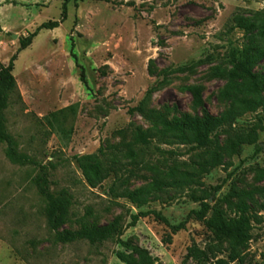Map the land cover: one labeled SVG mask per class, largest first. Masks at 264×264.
Listing matches in <instances>:
<instances>
[{
	"label": "rangeland",
	"instance_id": "1",
	"mask_svg": "<svg viewBox=\"0 0 264 264\" xmlns=\"http://www.w3.org/2000/svg\"><path fill=\"white\" fill-rule=\"evenodd\" d=\"M63 0H0V64L13 56L18 94L4 111L6 131L36 165H19L0 143V264H128L118 253L133 255L116 241L102 245L55 242L44 216V200L34 184L40 167L49 172L50 189H67L73 197L65 228L99 226L139 210L124 193L155 179L169 183L151 196L143 211H157L171 225L185 221L201 202L235 216L245 201L253 215L251 240L235 247L218 240L203 221L188 220L185 230L154 215L141 218L122 239L148 250L155 264H264V199L236 196L264 188V107L247 113L219 136L229 145L236 134L258 128V142L233 156L221 151L223 165L201 170L210 161L205 149L154 138L136 143L140 131L162 128L174 118L219 116L231 108L222 96L233 55L240 58L251 34L264 25V0H81L67 5V18L54 30H42L31 45L21 40L48 21H60ZM259 12H262L258 14ZM236 17L256 28L247 33ZM84 69L87 84L80 79ZM150 65L155 70L150 72ZM264 73V58L253 65ZM190 87L200 89L197 103ZM68 110L51 127L52 113ZM132 153L134 156H131ZM93 156L108 173L91 187L79 158ZM185 172L189 184L174 185ZM211 213L208 215L210 216ZM197 245L206 260L187 259ZM233 257L235 258L234 260Z\"/></svg>",
	"mask_w": 264,
	"mask_h": 264
},
{
	"label": "trees",
	"instance_id": "2",
	"mask_svg": "<svg viewBox=\"0 0 264 264\" xmlns=\"http://www.w3.org/2000/svg\"><path fill=\"white\" fill-rule=\"evenodd\" d=\"M62 18L60 21H48L41 24L37 30L31 33L27 38L21 40V49L28 48L32 40L40 31L54 30L67 18V5L70 2H79L81 0H63ZM262 12H259L260 14ZM264 13V12H263ZM237 26L244 29L247 33H252L256 26L247 19L236 17ZM252 43L246 46L242 51L240 58L233 55L232 68L227 73V83L222 91V96L231 103V108L219 116L209 113L201 117L174 118L168 121H162V128L148 131H138L136 134V143L148 145L158 137L161 141L179 142L182 145L191 147V150L205 149L210 154V161L201 163V170L207 171V168H213L223 165V155L221 151H228L230 156L239 152L243 145H255L258 142V128L253 127L246 133L236 134L235 139L225 147L220 145L219 136L227 127H232L238 118L247 113L257 112L264 107V73L259 74L253 71V65L264 58V25L256 33L251 34ZM73 58L77 66L81 69L80 79L87 84L84 69L78 63V58L74 53L72 45ZM16 55L13 56L7 66L0 64V143L7 144V157L11 162L25 165H36L33 158L20 152L17 141L11 136L4 126V111L10 105L12 96L18 94V87L13 75L14 62ZM150 72L154 74L155 70L150 65ZM189 90L197 103L202 101L200 89L190 87ZM68 110H74V107L62 109L51 114L49 124L55 127L62 122ZM131 156H134L130 153ZM82 162V170L91 187H96L108 177V173L102 168L100 162H95L93 156H84L79 158ZM193 173L185 172L180 180L175 181L174 185L181 186L189 184L194 178ZM259 178L264 179V169L259 170ZM34 184L38 189L40 196L44 200V216L46 218L49 231L54 233L55 242L76 243L87 242L90 245H102L109 241H116L122 246L132 251V256H126L124 253H118L119 258L128 264H155L158 258L154 257L148 250L139 246L131 245L124 241L122 236L127 229L135 227L141 218L154 215L155 218L169 226L173 232H179L186 229L188 220L196 218L203 221L212 231L214 237L218 240H229L235 247H246L250 240V230L252 228L253 215L249 214L250 208L245 201L235 204V216H229L218 207L211 206L202 201L199 210H192L187 219L177 225H171L166 217L157 211H143L144 206L150 204L151 196L158 193L163 188L169 186V183L163 180L155 179L149 185L141 187L134 191L124 193L122 197L129 200L139 210L138 213L129 212L131 221L126 223L123 214L118 215L113 221L99 226H85L77 230L66 229V221L71 219L73 208V197L69 190L60 189L52 191L50 189L49 172L46 167H40V173L34 178ZM256 194L264 199V188L249 192L237 193L236 196L254 199ZM211 213L210 216H208ZM207 253L201 250L197 245H193L187 254V259L206 260ZM235 258L233 257L232 260Z\"/></svg>",
	"mask_w": 264,
	"mask_h": 264
}]
</instances>
